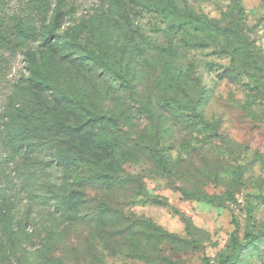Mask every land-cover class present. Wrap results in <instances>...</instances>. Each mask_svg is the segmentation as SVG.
<instances>
[{
    "label": "rangeland",
    "instance_id": "374dc122",
    "mask_svg": "<svg viewBox=\"0 0 264 264\" xmlns=\"http://www.w3.org/2000/svg\"><path fill=\"white\" fill-rule=\"evenodd\" d=\"M27 3L0 0L4 22L36 31L0 59V264H148L98 239V261L86 252L93 230L71 214L100 202L170 236L155 264H264V0H62L56 15V0L40 12ZM104 135L116 144L100 163L116 171L109 190L83 182Z\"/></svg>",
    "mask_w": 264,
    "mask_h": 264
},
{
    "label": "trees",
    "instance_id": "16d2710c",
    "mask_svg": "<svg viewBox=\"0 0 264 264\" xmlns=\"http://www.w3.org/2000/svg\"><path fill=\"white\" fill-rule=\"evenodd\" d=\"M62 0H56L54 5V14L58 13L59 4ZM48 0H28L27 7L30 11H44L48 5ZM173 11L179 12L177 8H174ZM199 22H205L203 19H199ZM48 37L50 40L51 37H56L57 35L54 33V27L52 24H48L46 26ZM36 31L31 26H26L23 24H18L15 22L6 23L0 18V59H3L1 54L15 55L19 52L30 39L35 37ZM64 42L69 47H75L74 37L71 35H60ZM100 41L110 47V41L104 34H99ZM250 45L243 44L241 50L243 51V56L245 58L250 59L251 61H257L259 59L258 55H255L253 49L249 48ZM247 49V50H246ZM83 55L98 64L110 77H112L116 82H118L121 86L131 90V83L125 80V78L111 70L107 64V62L103 61L98 55L94 52L83 49ZM143 113L146 114L148 119H151V114L147 110H142ZM63 135L66 136L67 132H80L79 129L73 128L71 126L62 125ZM103 149L104 154L100 157L99 166L100 168L97 170H93L90 176L83 177V182H86L92 186H98L100 188L109 190L113 189L118 185L116 181L115 172H106L101 162H105L108 157H112L114 155L115 146L112 141L104 135L103 139ZM147 150L152 153V159L158 162L159 165L163 167L166 171V176H172V166L169 162H166L163 156H159L156 160V155L159 154L156 148L152 146H147ZM117 169H121V165L117 164ZM182 194L187 198L193 200H201L199 196L188 193L187 191H183ZM81 200H75V202L70 204V208L73 210L76 208L78 204H80ZM48 202H44V206L47 205ZM71 219L74 221L81 220L86 223L93 230V235H91L86 244V252L92 253V249L94 248V242L98 239L102 244L103 248L107 251H115L123 254L132 255L135 253H139L144 256V259L148 264H155L157 262V258L155 257L156 245L163 240L169 239L170 236L164 232L161 228L154 225L151 221L143 218H139L134 214H125L122 209L114 208L104 202H100L98 206L91 212L89 215L84 216H75V214H71ZM83 223V224H84ZM93 259L98 261L95 253L90 254ZM239 254H234V259ZM142 256V257H143ZM84 261V260H83ZM85 262V261H84ZM52 264H64L59 261H53ZM66 264V263H65ZM86 264V263H85ZM98 264V263H97Z\"/></svg>",
    "mask_w": 264,
    "mask_h": 264
}]
</instances>
